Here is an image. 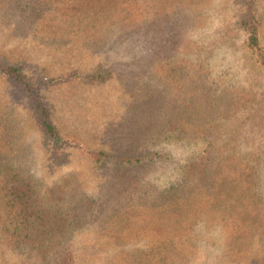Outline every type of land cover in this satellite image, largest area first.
Returning <instances> with one entry per match:
<instances>
[{
	"label": "rangeland",
	"instance_id": "obj_1",
	"mask_svg": "<svg viewBox=\"0 0 264 264\" xmlns=\"http://www.w3.org/2000/svg\"><path fill=\"white\" fill-rule=\"evenodd\" d=\"M138 2L131 26L114 29L120 0H0V163L25 164L47 188L75 173L98 201V213L72 237L73 264H264V70L245 48L242 3ZM184 2L192 7L183 12ZM37 5L26 23L23 10ZM139 12L150 20L145 30L135 25ZM171 17L182 23L176 41L157 48ZM12 65L38 86L58 144L44 138L33 104L7 75ZM185 77L218 87L222 109L199 103L191 120L177 108L170 122L187 132L186 141L141 142V152L158 154L151 161L124 172L115 160L96 161L100 150L117 151L114 143L138 121L145 131L157 123L142 117L144 105L161 95L170 103ZM203 157L213 177L191 203L168 208L164 192L184 180L187 163ZM121 180L133 190L112 191ZM225 191L234 205L227 224L223 204L205 207L207 192ZM0 264L27 259L0 243Z\"/></svg>",
	"mask_w": 264,
	"mask_h": 264
},
{
	"label": "trees",
	"instance_id": "obj_2",
	"mask_svg": "<svg viewBox=\"0 0 264 264\" xmlns=\"http://www.w3.org/2000/svg\"><path fill=\"white\" fill-rule=\"evenodd\" d=\"M240 1L243 6L240 28L246 35L245 48L256 64L264 70V41L262 40L264 34L262 15L259 11L260 1ZM138 4H140L138 0H120L121 13L117 16L113 28L131 26L132 17H135L134 13L139 11ZM180 7L184 9V12L190 10L192 6L189 2H184ZM37 10H39V5L36 9L28 7L23 10L26 23L36 16ZM66 15H70L69 10L66 11ZM188 16L185 15L184 18ZM149 21L144 15L141 18L138 16L135 25L139 24L138 29L145 30ZM176 24L172 17L167 19L165 28L167 34L158 40L157 48L161 45L167 48L168 45L175 43L176 33L174 32L182 23L179 27ZM184 31L185 28H182L179 33ZM180 45L181 43L174 47L178 48ZM6 73L33 104V111L44 138L54 144L61 142L58 128L50 118L48 107L42 102L38 86L29 80L20 66L12 65L7 68ZM217 92L218 87L215 85H207L200 78L189 81L185 77L183 88L177 91L178 96L174 100H169L170 103L161 95L155 102L144 105L142 117L148 120V123L149 120L157 123L149 124L148 131H145L146 123L138 121L136 131L130 132L126 137L114 143L117 151L111 146L108 150H100L95 155L96 161L104 165L115 160L117 168L124 172L127 167L141 164L146 158L153 160L158 154L145 152L146 150L141 152L139 144L148 142L151 145L160 146L173 141H186L187 132L183 133L178 122H170V115L175 114L177 108L179 109L177 114L184 110L192 115L199 103L205 104L208 109L211 107V111L220 110L222 109L221 96ZM190 119L194 120L193 115ZM9 124L10 127L15 125L14 122ZM178 132L179 135L176 134ZM206 155L211 156L212 150H208ZM205 158L203 157L202 161L196 163H187L184 180L164 192L163 201L168 208L171 209L181 203H191L198 191L203 189L213 177L208 164L209 160ZM25 166L15 161L0 163V243L6 244L13 252L25 257L27 264L31 262L34 264H73L72 237L76 229L85 219H88V215L95 216L98 213L100 209L97 206L98 201L86 192L84 193L82 184L75 173L69 174L53 187L47 188L37 181V178ZM233 175L235 176L234 172ZM121 181L111 190L117 188L120 193L133 190L129 183ZM246 195L248 196L247 192ZM206 198L208 199L205 201L206 208L223 204L220 211L221 220L223 224H227L230 216H233L234 205H231L226 191L216 195L207 192ZM251 199L254 200L253 197ZM132 206L134 204L126 209ZM198 209V211H203L200 207ZM236 220H232L234 225L237 223Z\"/></svg>",
	"mask_w": 264,
	"mask_h": 264
}]
</instances>
